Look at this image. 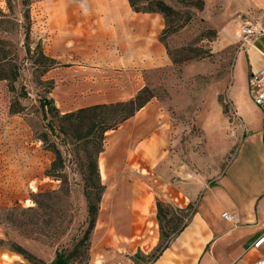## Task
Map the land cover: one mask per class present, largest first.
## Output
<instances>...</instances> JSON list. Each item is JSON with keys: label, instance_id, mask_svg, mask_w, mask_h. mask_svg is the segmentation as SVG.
<instances>
[{"label": "crops", "instance_id": "0c3cea01", "mask_svg": "<svg viewBox=\"0 0 264 264\" xmlns=\"http://www.w3.org/2000/svg\"><path fill=\"white\" fill-rule=\"evenodd\" d=\"M204 2L205 20L230 44L245 29L257 34L236 57L229 92L245 132L240 149L210 183L189 174L174 182L180 175L171 153L174 128L161 102L110 132L98 158L105 193L89 264H134L139 250L149 256L160 242L158 200L183 209L193 204L195 213L153 264L264 260V245L254 248L264 236V105L249 93L250 76L264 69V0ZM33 7V36L58 63L51 75L68 78L59 94L69 109L130 101L146 87L142 78L172 67L160 41L164 19L135 13L129 0H34ZM0 264L29 263L0 250Z\"/></svg>", "mask_w": 264, "mask_h": 264}, {"label": "rangeland", "instance_id": "374dc122", "mask_svg": "<svg viewBox=\"0 0 264 264\" xmlns=\"http://www.w3.org/2000/svg\"><path fill=\"white\" fill-rule=\"evenodd\" d=\"M162 1L182 14L180 24L187 14L192 21L165 42L168 55L180 63L142 80L153 100L162 103L174 128L171 153L180 175L173 181H186L180 178L189 174L210 183L237 155L245 136L229 99L242 33L236 44H230L205 20L206 5L200 12L189 0ZM33 6L34 0H0V67L4 71L0 78H14L9 73L12 66L19 74L15 93L7 81H0V250L11 252L16 244L51 264L57 252L70 253L84 236L88 226L84 170L91 157L97 158L99 147L105 150L110 132L103 140L99 134L86 138V127L75 129L60 119L78 110L69 109L59 94L68 78L51 75L54 69L49 71L47 63L37 61L39 41L28 19ZM210 31L217 33L213 42ZM44 99L54 101L58 116L44 108ZM12 105L21 113L13 114ZM54 147L63 157L57 174L67 180L65 184L49 177ZM174 192L166 193L175 199ZM163 203L173 219L167 232L183 226L195 209L193 204L188 210ZM158 227L160 245L159 222ZM92 238L72 264L90 263ZM152 253L145 256L139 250L134 264H150Z\"/></svg>", "mask_w": 264, "mask_h": 264}, {"label": "trees", "instance_id": "16d2710c", "mask_svg": "<svg viewBox=\"0 0 264 264\" xmlns=\"http://www.w3.org/2000/svg\"><path fill=\"white\" fill-rule=\"evenodd\" d=\"M189 1L198 11H204L205 2L203 0ZM129 3L133 11L137 14L159 15L164 19L165 29L160 36V41L162 44H164V46L166 40L170 36L184 29L192 21V17L187 14L184 21L180 24L179 22L182 20V14L162 0H129ZM140 3L143 4L140 5ZM28 19L32 21V17L30 18L29 15ZM31 29H33V22ZM29 33L30 30L28 31V34L26 36V41H29L30 39ZM208 35L211 38L209 41L213 42L217 38V33L215 31H210ZM36 51L38 52L39 59L37 61L42 60V62L44 61L45 63H47L50 68L49 71L58 67L57 61L51 59L46 55L42 41L38 42ZM191 51L195 53L196 57H199L200 54H198L195 50ZM169 57L173 64L180 63L177 59L173 58L171 54H169ZM2 73H4V71H2L0 67V75H2ZM9 73L13 74L14 78H0V81H7L9 83L10 91L15 93L17 91L15 84L17 83L19 77L17 67H10ZM153 99L154 96L150 93L149 89L144 88L134 99L130 101L109 105H96L84 108L76 112L66 114L60 119L67 124L73 125L75 129L86 127V138H90L96 134H99L101 135L103 140L104 136L107 133L118 130L125 122L133 118L140 110H142L151 101H153ZM16 107V105H12L11 108V112L15 115L21 113ZM44 108H47L49 113L58 116L59 112L55 108L53 100L44 99ZM103 152V146L99 147L97 151V158L94 159L91 157L86 170H84L85 198L87 201L88 210V226L84 233V236L70 253L57 252L51 264H72L76 258H79L81 256V253L83 251L89 248L88 245L91 241V236L94 234L97 226L100 207L105 193V187L102 185L98 167V158ZM53 153L55 155V161L53 162L49 177L60 179L63 184H65L67 183V180H64V177L61 174H57L63 167L62 154L56 147H54ZM156 206L157 219L160 224L161 231V243L149 258L150 264L155 263L164 253V251L169 248L173 239L180 235L186 229L195 213L194 209L192 215L183 226L179 225L180 227H174L170 232H167L166 228H169V223L171 224L173 222V219L169 218L170 211L167 205L161 201H157ZM193 206H188V210ZM11 252L20 256L29 264H46L42 259L38 258L34 254L28 252L27 250L16 244H13L11 246Z\"/></svg>", "mask_w": 264, "mask_h": 264}, {"label": "built area", "instance_id": "2783aa9c", "mask_svg": "<svg viewBox=\"0 0 264 264\" xmlns=\"http://www.w3.org/2000/svg\"><path fill=\"white\" fill-rule=\"evenodd\" d=\"M257 34L251 29H245L239 36V46L241 50H244L251 42L252 38ZM249 93L252 101L259 107L264 105V69L254 73L249 79ZM225 219H231L230 216L224 214ZM264 245V236H262L254 245L255 249H259ZM256 264H264V260L257 262Z\"/></svg>", "mask_w": 264, "mask_h": 264}, {"label": "bare ground", "instance_id": "6f19581e", "mask_svg": "<svg viewBox=\"0 0 264 264\" xmlns=\"http://www.w3.org/2000/svg\"><path fill=\"white\" fill-rule=\"evenodd\" d=\"M103 170H104V172H105V167L103 166Z\"/></svg>", "mask_w": 264, "mask_h": 264}]
</instances>
